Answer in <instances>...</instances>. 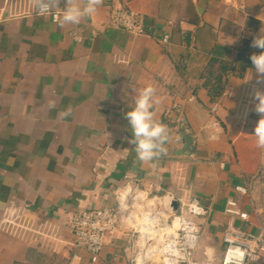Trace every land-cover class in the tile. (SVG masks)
<instances>
[{
	"label": "crops",
	"instance_id": "0c3cea01",
	"mask_svg": "<svg viewBox=\"0 0 264 264\" xmlns=\"http://www.w3.org/2000/svg\"><path fill=\"white\" fill-rule=\"evenodd\" d=\"M66 6L60 0L41 14L34 0H0V221L9 207L27 206L36 231L0 229V264H136L137 234L122 215L96 262L67 227L78 210H119L120 196L135 185L208 208L195 219V258L219 264L228 228L264 230L251 198L261 159L244 135L261 80L238 61L245 41L264 30L261 1L103 0L79 24L61 26ZM114 8L143 13L148 33L111 28ZM251 45L247 55L257 54ZM217 79L226 83L214 99ZM148 85L168 139L162 156L142 163L125 114ZM182 130L194 138L192 155L177 154ZM229 202L247 219L227 213Z\"/></svg>",
	"mask_w": 264,
	"mask_h": 264
},
{
	"label": "built area",
	"instance_id": "2783aa9c",
	"mask_svg": "<svg viewBox=\"0 0 264 264\" xmlns=\"http://www.w3.org/2000/svg\"><path fill=\"white\" fill-rule=\"evenodd\" d=\"M51 12L52 10L46 13ZM53 18L58 20L59 14L54 13ZM109 26L133 36L148 33L145 15L129 8H114ZM162 43L168 44L170 39L165 36ZM237 190L244 195L248 194L245 187H238ZM119 201V210L110 207L83 209L72 213L68 218L67 227L75 235L76 246L89 252L93 262L98 260L108 237L120 230L122 215L125 226L137 234L141 254L136 257V264H142L140 257L147 251L142 227L148 224L157 230L153 236H149L152 239L148 238V247L152 248L151 258L157 256L162 264L212 263L209 257L204 261L195 258L201 240L200 228L195 219L205 218L209 214L208 208L198 202H184L169 192L151 194L136 185L129 187ZM174 204H177V208ZM26 212L27 206L9 207L0 221V229L11 234L19 230L36 232L32 229V220ZM226 212L243 219L248 217L239 210L235 202L228 203ZM142 219L144 222L140 226ZM223 242L225 249L219 264H258L264 255V230L253 234L230 227L223 235Z\"/></svg>",
	"mask_w": 264,
	"mask_h": 264
},
{
	"label": "clouds",
	"instance_id": "9594fccd",
	"mask_svg": "<svg viewBox=\"0 0 264 264\" xmlns=\"http://www.w3.org/2000/svg\"><path fill=\"white\" fill-rule=\"evenodd\" d=\"M59 2L60 0H35V7L39 13L44 14L58 6ZM102 3L103 0H82V3L77 0H66L67 6L60 20L61 26L79 24L83 17L95 13ZM251 46L262 50L259 54L253 53L250 59L258 74V79L264 81V34L254 38ZM254 99L258 101L255 111L261 116L254 129L256 146L264 149V93L256 91ZM159 103L160 99L155 96L154 87L148 85L139 91L134 100V106L125 114L133 130L130 143L135 146L137 158L142 163L153 161L165 152L163 145L168 139L167 126L154 118L155 112L153 111L154 105ZM50 106L54 107V103ZM70 114L71 108H68L60 115Z\"/></svg>",
	"mask_w": 264,
	"mask_h": 264
},
{
	"label": "rangeland",
	"instance_id": "374dc122",
	"mask_svg": "<svg viewBox=\"0 0 264 264\" xmlns=\"http://www.w3.org/2000/svg\"><path fill=\"white\" fill-rule=\"evenodd\" d=\"M260 1L264 8V0H260ZM262 32H264V30H262ZM262 32L260 35L264 34ZM260 90H261L260 92L264 93V81L262 80H261ZM253 100L258 103V101L254 99V97H252L251 101L253 102ZM250 118L251 120L247 122L246 130L244 132V135L247 134V137H246L247 144L248 142L250 143V146H247V150H249L251 153L255 151L256 156L257 155L260 156V159H261L260 166L252 182L251 198L255 202V205H256V208L259 214V218L264 225V149L258 148L256 146V137L254 136V129L256 125L258 124V121L261 118V116L257 112H253ZM143 222H144V219L140 220V226H142ZM140 254H141V249L138 250V254L136 257H138ZM142 264H162V263L157 256H154L153 258L144 261Z\"/></svg>",
	"mask_w": 264,
	"mask_h": 264
},
{
	"label": "trees",
	"instance_id": "16d2710c",
	"mask_svg": "<svg viewBox=\"0 0 264 264\" xmlns=\"http://www.w3.org/2000/svg\"><path fill=\"white\" fill-rule=\"evenodd\" d=\"M252 22H253L254 24H257L258 27L261 26V23H260L259 21H257V20H252ZM258 27H257V28H258ZM251 42H252V40H247V41H245V43H244V44H245V49H243V50L241 51V53L239 54V56H238V61H242L243 59L247 60L246 63L242 64V66H241V68H240L242 72H245V71H246L248 68H250V67H254L253 64H252V61H251V59H250V56H251L252 54L247 55V52H248L247 47L251 45ZM261 51H262V50L258 48V52H257V54H259ZM226 70H227V66H225V71H226ZM225 83H226V82H223L221 79H217V80L212 84V90H213V91L211 92V94H212V97H213L214 99H215V98H218V97L222 94V91H223V89H224V85H225Z\"/></svg>",
	"mask_w": 264,
	"mask_h": 264
},
{
	"label": "water",
	"instance_id": "95a60500",
	"mask_svg": "<svg viewBox=\"0 0 264 264\" xmlns=\"http://www.w3.org/2000/svg\"><path fill=\"white\" fill-rule=\"evenodd\" d=\"M130 134L133 138V130L130 131ZM181 134V138L184 142V146L178 150L177 154L179 156H183V155H192L195 152L196 146L194 143V138L192 135L187 134V132L185 130H182L180 132ZM166 142H164L165 144ZM163 154H161L160 156H162ZM174 207L177 208V204H174Z\"/></svg>",
	"mask_w": 264,
	"mask_h": 264
},
{
	"label": "bare ground",
	"instance_id": "6f19581e",
	"mask_svg": "<svg viewBox=\"0 0 264 264\" xmlns=\"http://www.w3.org/2000/svg\"><path fill=\"white\" fill-rule=\"evenodd\" d=\"M142 232H143V234H144V242H145V245H146V248H147V251L146 252H143L142 253V255H141V257H140V260H141V262L143 263L144 261H146V260H148L149 258H151V249L152 248H149L148 247V238L149 239H152L151 237H149V236H153L154 235V233H156L157 232V230L156 229H154V227H152V226H150L149 224L148 225H144L143 227H142ZM157 237V236H156Z\"/></svg>",
	"mask_w": 264,
	"mask_h": 264
}]
</instances>
